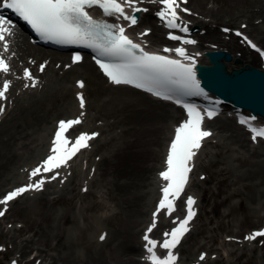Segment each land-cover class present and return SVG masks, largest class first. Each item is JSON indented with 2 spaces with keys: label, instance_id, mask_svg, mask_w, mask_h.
<instances>
[{
  "label": "rangeland",
  "instance_id": "rangeland-1",
  "mask_svg": "<svg viewBox=\"0 0 264 264\" xmlns=\"http://www.w3.org/2000/svg\"><path fill=\"white\" fill-rule=\"evenodd\" d=\"M261 5L264 8V0H262V4L255 0L249 3V9L257 13ZM155 7L156 3H152V9L144 16V23L141 24V27L146 26V24L150 25L152 21L150 17ZM185 7L190 10V13L186 14V19L194 26L199 27L198 30L192 33L196 43L189 44L187 48L196 58L201 57V51L199 52V50L202 47L224 45L223 39L227 41L238 39L241 41L246 51L244 52L245 56L255 53L249 50L238 36L233 35L231 32H224L221 29L222 26L239 29V31L254 39L260 47L264 48V19L258 17L257 14L250 21L246 16L229 19L223 15L221 18L220 14H211V12H215L210 11L215 9V3L212 0L207 3L202 1L201 7L195 1L188 0ZM202 8L207 11H203ZM148 19L151 21H148ZM210 30L215 31V38H207V41L200 42L199 38L207 35ZM130 31L132 32L131 28ZM147 41L149 44H157L159 39H156L155 35L150 38L149 35ZM231 53L239 54L236 50H232ZM256 56L258 57L257 53ZM0 58L4 59L1 55ZM7 61L10 71L7 74L0 72V87L5 79L10 82H17L21 79L15 74L16 70L11 69L12 61L10 58ZM20 61L15 58L16 63ZM82 67L79 66L74 69L75 71L69 72L68 80L63 78L60 83V88L63 89L65 84L67 87L74 88L72 80L76 77H82L86 82L85 92L87 90L89 98H87L86 108L88 116L85 124L80 126L78 131L92 129L93 124L96 127L103 125L104 122L97 119L98 116L96 115L98 104L111 97L113 93H117L116 91H124V89L108 87L101 94V98H104V100H96L91 94V85L87 84L85 76L81 73L83 71ZM16 68L19 69V73L22 66ZM93 76L100 81L101 85L104 84L101 78ZM44 78L47 79V73L44 74ZM48 89L49 87L43 88L42 86L36 90H26L24 92L12 90L11 92L15 94V103L11 105L8 114L1 121L2 123L0 122V141H8L9 143L4 150L7 155L9 153L15 154V159L11 158L8 161L9 163L15 162V164L8 165L9 177L17 175V178L24 176L28 179V173L34 167L23 166L31 165L33 158H36L33 161L35 163L41 155L44 156L48 152V138L52 131L51 125L55 120L53 118L57 117V119L64 120L81 111L77 101L73 98V92L69 89L67 100H73L71 109L61 107L62 101L60 100L61 96H59L58 100L48 104L52 113L45 114L43 118L46 120L45 122L41 120L42 122L37 125H35V122L33 125H29L23 120V125L11 129L12 133L10 135L8 129L12 126L16 118L15 115L23 106L20 103H27L25 99L30 103L31 100L42 98L48 93ZM110 90L113 91L112 94L109 93ZM55 91L65 96L63 90ZM6 105H9L7 100L0 103V106L4 107ZM54 110L57 111L54 112ZM68 110L69 112H67ZM172 113L171 111L170 116ZM107 118H111V116ZM111 120L113 119L111 118L109 122ZM168 123L171 126V124H174V120L167 118L165 125L167 126ZM46 124H48V127L44 131ZM111 126L114 127L116 124L114 123ZM210 126L215 128L217 124L214 121L210 123ZM35 127L37 128L35 129ZM103 128L101 129V131H104L100 140H94L96 142L92 149L82 153L71 163H68L66 167L58 170L65 173V179L61 183L48 181L43 185L42 190L34 192L33 197H30V194L27 193V197L20 198L11 205H4L8 211L0 216V244L6 247V251L4 253L0 252L1 264H3V261L4 263L8 261L5 258L8 259L14 254L21 255L23 259L21 264H37L36 260H40L38 264L122 263V259L125 257L123 244L128 232L127 223L130 220H128L126 204H122L121 199V202L119 201V195L115 185H113L111 175L103 173L105 164L102 158L109 155V153L112 154L117 147L116 142H113L114 139L111 140L112 134L118 135L116 137L119 138L122 136L123 131L121 132L119 128H116L113 132H110L112 128L108 129L106 126ZM122 129H124L123 126ZM238 132L244 133V131L243 133ZM229 133L230 131L227 130L218 132L214 138H211L210 142L201 145L198 150L193 181L189 190L198 193L199 203L191 231L182 243V264L195 261L200 251L206 252L207 255L218 252L217 260L213 261L207 258L206 262H201V264H264V245H257L258 242H256V245H246L244 242L243 245L237 242L232 244L224 240L226 236L230 235L238 234L239 237H243L248 229L257 228L264 223V178L250 173L252 167L244 163V160L247 162L259 160L264 163V142H260L256 146L249 143V146L243 145L240 147L231 143ZM242 136L247 137L245 133ZM36 138L37 141H35ZM247 139L249 141L248 137ZM105 141L106 144L103 143ZM165 141L159 148V162H161ZM36 142H38L39 147L33 150L32 147H35ZM151 146L154 149L157 148L156 145ZM254 149L259 151L257 157L251 155V151ZM12 159L14 161L11 162ZM99 160L100 163H97ZM0 162H2L1 159ZM155 163L158 162L155 161ZM85 166L88 167L85 169ZM90 168H93L92 174ZM3 170H0V172ZM153 176H155V172L150 175L144 188L136 187L134 192L137 193L138 190L139 193H142V189L146 192L150 191L152 185L148 184L153 180ZM12 180H15V178L4 181V183H10H6L7 185L0 189V195L8 186L14 184ZM48 184H52V186L47 190ZM80 185L88 191L82 193L79 188ZM157 196L158 189L154 188L153 181L152 193L148 197L147 205L144 206L142 220L135 229L130 228V232L134 231V245L137 248V253L134 256L137 261L143 264L148 263L139 258L141 255L139 253L138 236L141 227L148 219V210L155 204ZM103 228L107 238L104 242L99 243L97 242L98 231ZM21 250H24L25 253L23 254ZM30 256L34 257L27 262V260H30Z\"/></svg>",
  "mask_w": 264,
  "mask_h": 264
},
{
  "label": "snow or ice",
  "instance_id": "snow-or-ice-1",
  "mask_svg": "<svg viewBox=\"0 0 264 264\" xmlns=\"http://www.w3.org/2000/svg\"><path fill=\"white\" fill-rule=\"evenodd\" d=\"M149 2L159 3L162 6L156 12V16L166 28L188 32V28L179 22L180 16L177 11V9L183 12L189 11L187 8H181V4L187 3V0H149ZM141 3L143 0H0V8L10 9L42 40L62 45H81L92 49L95 52L93 57L95 63L110 83L131 85L160 99L172 100L183 107L187 119L175 128V135L166 158L167 167L159 173L161 179L165 181L161 188L162 195L156 210L152 213V223L143 236L147 253L145 258L150 264H176L177 256L173 250L190 231V224L195 216L194 198L191 196L187 198L186 215L172 221L175 226L163 232L162 241L150 238L149 234L157 227L160 214L171 217L176 211L175 202L181 196L192 170L190 162L200 149L203 139L211 135L202 128L203 120L205 116L208 119L213 118L217 115V111L215 108L201 110L198 105L185 99L206 97L207 94L196 78L194 57L189 56L184 47H166L162 50L163 53L174 52L176 57H179L172 58L170 55L145 50L146 46L143 43L134 42L127 35V28L139 22L135 14L148 11L147 8L139 7ZM92 9H99L102 18H94L90 14ZM104 18H115L116 22H108ZM7 34H11V21L0 15V41H5ZM148 34L146 30L141 32L140 36L145 37ZM236 35L243 34L237 32ZM168 38L184 45L196 43L194 40L171 32ZM245 40L252 48H256V45L246 37ZM4 49L7 51V43H4ZM256 50L260 51L258 48ZM260 54L264 56V52ZM80 60L79 55L72 57L73 63ZM39 68L41 72L45 71L46 64H40ZM9 71V65L0 58V72L7 74ZM23 75L30 82L24 86L35 87L37 81L29 69L25 68ZM77 86L84 88L85 84L83 81H78ZM9 88L10 81L5 79L0 88V100L7 99L6 93ZM77 99L80 108L83 109L85 107L83 94L77 93ZM4 111L5 108L0 106V114ZM80 116H83V112ZM255 119V117H241L239 120L242 125L248 126L254 142L257 138H264V126H254ZM80 123L79 117L58 122L49 154L28 173L30 182L2 194L0 205H7L27 191H40L46 182L55 180L59 176L58 170L65 166L80 149L87 147V142L97 135V133H80L73 139L71 131ZM4 214V211H0V216ZM257 237H264V230L253 232L246 239L253 240ZM100 239L104 240L105 237L101 235ZM157 247L166 250V255H158ZM200 259H204L203 254Z\"/></svg>",
  "mask_w": 264,
  "mask_h": 264
},
{
  "label": "bare ground",
  "instance_id": "bare-ground-1",
  "mask_svg": "<svg viewBox=\"0 0 264 264\" xmlns=\"http://www.w3.org/2000/svg\"><path fill=\"white\" fill-rule=\"evenodd\" d=\"M190 1L191 2L195 1V3L200 5V7L202 1L204 3L210 2V0L209 1L190 0ZM212 1L215 3V9L210 11H215V12H211V14H215V15L220 14L221 18L223 15L228 17L229 19H236L239 16H246L248 18V21H250V19H252V17L257 14L258 17L264 19V8L262 5L259 8V10H257V13H254L252 9H249L250 7L249 3L255 0H212ZM256 1L262 4V0H256ZM202 10L207 11L204 8H202ZM144 16H146V14ZM148 21L151 20L148 19ZM150 25L153 30V32L150 35V38L153 35L156 36V39L161 38V28L157 26L155 23H150ZM215 36H216L215 31L210 30L207 33V35L201 36L199 38V41L200 42L203 40L207 41L206 40L207 38L214 39ZM18 41H19L18 43H15V46L17 50L20 51V56L39 55V53L37 52V48L35 46L29 44L28 42H25L24 39H20ZM223 41L225 42L224 45H222L223 47H217V48L228 49L230 52H232V50L238 51L240 54L239 56L242 57L243 64L246 63L253 64L254 67H257V65H260L262 63L261 59L256 56V53H252L251 55L248 56L249 59H247L246 56H244V52L246 51L243 48L242 44L237 39L232 41H227L223 39ZM202 49L208 50L210 49V47L204 46L202 47ZM58 54L63 55V53H58ZM234 55L236 56V53H233V56ZM42 58H46V57H42ZM55 59L59 60V56H55ZM196 62L206 63V60L204 59V56H202L200 61L195 59L194 63ZM79 66H83L82 67L83 71H81V73L85 76L87 80V84L91 85V94L93 97H95L96 100L99 101L104 100V98H101V94L105 89H108V87L114 89H124V91H116L117 93H113V91L110 90L109 93L110 94L113 93V95L111 97L108 96L109 98L98 104L97 107L98 113L95 111L96 115L98 116L97 119H99L101 122L103 121L104 124L97 127L93 124L92 129L90 130L93 129L100 130V135L97 137V139H95L96 141L100 140L102 132L104 131V130L101 131V129L104 126H106L108 129L112 128L110 132H113V130L116 128H119L121 132L123 131L122 136L119 138L116 137L118 135L112 134L111 140L114 139L113 142L114 141L116 142L115 144H117V147L112 152V154L109 153V155L107 156L105 155L102 158L103 163L105 164L103 173L105 175H109V174L111 175L113 180V185H115V189L117 191V194L119 195V201L121 199L122 204H126L128 217H129L128 220H130L129 221L130 223L129 222L127 223L128 232L124 239V244H123L125 249L124 250L125 257H123L121 264H143L137 261V259L134 256L137 253V248L134 245V231L130 232V228L135 229V227H137L142 220L141 217L144 212V206L147 205V201L149 200L148 197L152 193L153 181H154V188H156V186L158 188H161L165 184V181H163L159 175V173L163 171L164 163L158 161V157H159L158 153H159V148L163 144V141L166 140L167 133L170 130V125L169 124L167 126L165 125L166 119L172 118L171 116H173V119H176L173 113L170 116L171 105L161 102L159 100L152 99L150 96L141 93L139 91H136L132 88L107 84L106 79L93 67V64L90 61H84L81 64L76 65L73 69L64 70L63 75L61 77L55 75V73L53 72L51 73V69H50V72L48 74V82L45 85V88L49 87V89L47 90L48 93L42 98H37L34 99L33 101L31 100L30 103L28 102L27 99H25L27 103L25 102L20 103L23 106L21 107L19 112L15 115L16 118L12 126L8 129V133L11 135L12 133L11 129L15 127L17 128L21 127L23 125L22 124L23 120L25 123L27 124L29 123V125H33L34 122L35 125L41 123L42 122L41 120H44L43 118L45 117V114L49 115L52 113L50 111L51 109L48 107V104L58 100L59 96H61L60 100L62 101L61 107L65 109H71L72 106L71 103L73 102V100L72 101L67 100V96L69 95L70 88L68 89L65 88L66 87L65 84V87L61 89L60 83L62 82L63 78L68 80L69 72L75 71L74 69ZM238 66L239 64L234 63L233 59L227 62L228 70L233 68L237 69ZM93 75L97 76L98 78H101L104 84L101 85L100 81L95 79ZM55 90H59V91L63 90L65 92V96L63 94H59ZM56 111L57 110H54V112ZM83 111L86 112V110ZM83 111H80V113ZM67 112H69V110ZM80 113H77L74 115V117L72 118L70 117V118L71 119L77 117L80 118ZM110 116L113 120L109 122L111 118H107V117ZM53 119H57V117ZM86 119L87 117L84 118V120ZM45 121L46 120H44L43 122ZM114 123L116 124V126L114 127L111 126ZM215 123L217 124V127L215 128L221 127L218 128L219 130H215V131L219 133L225 130L230 131L229 136L231 135L230 140L232 144H235L240 147L243 145L249 146L250 141H248L247 137L244 138L242 136L244 134L242 129L237 125H235L232 121H230L229 119H218L217 122L215 121ZM48 124L44 126L45 128L44 131L47 129ZM122 126L124 127V129H122ZM36 128L37 127H35V129ZM238 131L242 132L243 134L239 133ZM132 136L134 138L132 139L129 138ZM35 141H37V138L35 139ZM96 141L89 140L88 146L89 145L90 146L86 148L92 149ZM103 143L106 144L107 142L105 141ZM35 144H36L35 147H32L33 150H36L37 147H39L38 142H36ZM8 145H9L8 141H0V159L2 160V162H0V170L4 169L2 172H0V189H2L4 185L6 186L8 183H10V182H6L7 183L6 184L4 183V181H9L10 179H14V178L16 179L18 177L17 175L15 177L14 176L9 177L8 165H12L13 163L15 164V162H12L15 159L14 158L15 154L14 153L13 154L9 153V155L6 154V151L4 149ZM151 145H156L157 148L154 149ZM251 155L253 157H257L259 155V151L257 149H254L251 151ZM11 158L14 159L11 160L12 163H9L8 161H10ZM35 159L36 158H33V160ZM100 160L97 163H100ZM155 161H157L158 163H155ZM244 163H247L252 167L250 173L257 174L258 176L264 178L263 162L259 160L253 162H247L244 160ZM32 164H34L33 161ZM154 172L156 177L159 178V181L157 180L156 182L155 176H153V180L150 181L148 184L150 186L152 185V187H150V189L151 188L152 189L150 191L148 190L147 192L142 189V193H139L138 190L137 193L134 192L136 187L144 188L148 178ZM21 252L23 254L25 253L24 250H21Z\"/></svg>",
  "mask_w": 264,
  "mask_h": 264
},
{
  "label": "water",
  "instance_id": "water-1",
  "mask_svg": "<svg viewBox=\"0 0 264 264\" xmlns=\"http://www.w3.org/2000/svg\"><path fill=\"white\" fill-rule=\"evenodd\" d=\"M205 54L211 64L197 66L204 86L215 95L264 118V70L245 64L229 71L221 59L230 61V54L217 50ZM235 62L241 61L236 59Z\"/></svg>",
  "mask_w": 264,
  "mask_h": 264
}]
</instances>
